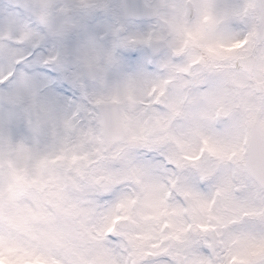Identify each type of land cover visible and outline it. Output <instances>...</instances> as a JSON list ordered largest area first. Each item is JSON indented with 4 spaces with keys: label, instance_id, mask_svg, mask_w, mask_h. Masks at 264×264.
I'll list each match as a JSON object with an SVG mask.
<instances>
[{
    "label": "rangeland",
    "instance_id": "374dc122",
    "mask_svg": "<svg viewBox=\"0 0 264 264\" xmlns=\"http://www.w3.org/2000/svg\"><path fill=\"white\" fill-rule=\"evenodd\" d=\"M184 1L147 0L159 12L156 19L146 20L156 28L155 32L150 33L149 40L152 42L165 39L168 43V47L158 53L159 59L155 63L159 68L167 69L169 75L161 78L156 73L151 74L158 81L156 92L159 95L163 93L164 97H156L165 108V111L157 112L139 107L144 103L143 91L139 85L149 74L143 69L132 74L120 73L115 53L117 49L126 47L138 34L128 31L134 20L120 19L119 23L125 25L122 32L115 36L111 26L112 18L105 17L112 13L113 8L119 14V2L104 5V0H62L49 7H42L37 0H0V36L15 32L22 39L31 37L33 43L38 42L43 37L36 28L30 27L31 21L35 20V24L43 27L45 31L47 29V35L62 47H68L71 53V68L67 79L72 87L65 86L62 90L50 92L52 99L62 101L65 111H53L41 118L33 117L30 139L10 138L3 126L5 112L0 106V185L11 193L0 203V220L15 226L6 214L9 205L17 208L18 219H22L25 213L41 216L44 227L36 234L48 245L62 252L65 264H112L107 253L98 252L93 246L96 237L92 235L88 222L94 209L86 199L91 185L81 173V166H90V174H95V184L96 179L102 176L97 185L103 191L130 178V173L126 168L117 173L105 172L104 167L93 163V160L120 159L127 157L134 148L159 147L169 142L176 146L169 149L170 160L178 162L181 154L186 159H194V152L186 151V145L195 142L197 137L208 136L217 125L220 115L227 118V123L217 135L231 147L223 154H217L209 146L208 150L216 159L201 166V174L211 175L218 172V181L237 189L241 193L240 200L255 207H264V189L245 172L240 145L247 124L256 123L264 137V119H261V114L264 113V39L256 40V36L250 31V42L240 49H233L234 52L239 50V55L221 65L190 51L194 49L191 41L197 37L195 33L189 36L186 32L189 26L198 24L209 9H214L218 17H232L240 23L242 21L238 16L241 13L243 19L248 20V24L254 28L255 2L192 0L197 14L188 19L184 15ZM97 16L104 18L103 31L108 38L107 42L88 31L89 22ZM184 40L189 41L188 46L183 43ZM184 54L187 59L183 63L173 62V56ZM20 55L21 50L0 41V67L10 66L11 60ZM237 59H253V71L247 73L237 66ZM197 63H203V70H192V66ZM85 65L100 68L99 75L85 79L82 71ZM204 72L220 73L222 80L214 88L202 90L200 86L206 83ZM48 83H51L50 77L44 79L41 87H46ZM130 85H136L135 95L128 91ZM77 88L85 98L90 97L94 105L96 101H118L125 123L126 140H134L136 144L123 141L106 144L100 134L99 116L95 131L80 127V121L75 118V114L66 111L71 105L79 103L80 97L75 92ZM16 102L0 88V105ZM69 170L74 174L69 175ZM9 176L15 180V187L23 185L24 177L30 176L28 183L41 189L42 199L33 200L29 196L27 201L16 203L21 197L9 183ZM179 191L186 199L192 198V210L168 205L166 195L161 196L157 191H149L139 204L142 208L153 209L154 215L149 218L156 220L161 215L182 216L188 211L194 217H198L200 212H206L210 218H214L211 203L202 204L198 195L190 188H181ZM135 204L138 201L127 200L120 207L130 209ZM228 210L229 204L226 202L224 211ZM126 218L131 219L130 216ZM117 219L120 217H113L111 227L115 226L113 222ZM136 223L133 220V224ZM200 227L206 230L208 225L200 224ZM169 228L171 231L167 235L161 227L153 230L156 235L142 234L135 237V240L139 242L150 238L154 241L152 248L161 251L164 250L161 245L166 241L180 240L188 230L183 219L179 223L169 224ZM131 242L133 243L132 236ZM134 247L136 250L131 254L132 264L148 254L139 243L134 244ZM155 252L157 251H153ZM52 264H59V261L53 259ZM186 264L209 262L193 256L187 259ZM233 264H237V261L234 260Z\"/></svg>",
    "mask_w": 264,
    "mask_h": 264
},
{
    "label": "snow or ice",
    "instance_id": "6c2138e0",
    "mask_svg": "<svg viewBox=\"0 0 264 264\" xmlns=\"http://www.w3.org/2000/svg\"><path fill=\"white\" fill-rule=\"evenodd\" d=\"M23 15L21 12V16ZM103 25L104 18L97 16L89 22L88 31L107 42ZM30 27L36 28L43 38L33 43L31 37L22 39L15 32L0 36V41L21 50V55L13 58L10 66L0 67V88L17 101L0 105L5 112L3 126L13 140L31 138L33 117L41 118L53 111H65L62 101L52 99L50 92L62 90L65 86L72 87L67 79L71 68L70 49L62 47L47 35L43 27L34 22ZM128 31L137 33L138 36H134L126 47L117 49L115 53L120 73L132 74L141 69L148 73L139 85L144 101L139 107L149 111H165L164 105L151 95L158 83L151 74L155 73V61L159 59V55L153 54L149 36L156 28L149 21L134 20ZM250 31L246 25L232 17H218L214 9H209L198 24L186 29L189 36L195 33L197 37L191 41V47L203 50L207 53L206 57L214 62L232 60L236 55L229 53H234L233 49H240L250 42ZM183 43L188 44L189 41L184 40ZM178 57L173 56L174 63ZM46 77L51 78V83L41 87ZM128 91L135 95L136 85H130ZM75 92L80 97L79 103L67 108V113L75 114L80 127L95 131L99 108L91 103L90 97L85 98L78 88ZM206 141L208 145L211 143L217 154H223L231 147L218 135L206 136L205 146ZM259 146V142L255 140L250 144L244 143L245 150ZM185 150L199 155H195L194 159H186L181 154L178 162H173L169 159V149L166 146H144L134 148L127 157L120 159L93 160L98 166L102 165L105 172L117 173L126 168L130 173V178L103 191L95 184V174H90V166H81V173L91 185L86 199L94 209L88 222L92 235L96 237L93 246L98 252L107 253L112 264H132L134 245L131 233L121 225L111 227L113 217L119 215L118 206L127 200H136L139 204L149 191H157L161 196L166 195L168 205L186 210L185 196L179 189L190 188L198 195L202 204L213 205L216 221L214 230L192 233L191 227L194 223H199V217L189 219L185 215L183 223L188 230L182 239L166 241L161 245L164 250L155 253L150 251L138 259L136 264H186L187 259L193 256L206 259L209 264H233L234 260L237 264H264V207H255L240 200L241 193L237 189L218 181V172L201 174V166L216 159L211 151V157L206 161L203 149L196 141L186 145ZM188 161L198 162L190 165ZM73 174L69 170V175ZM226 202L229 204L228 211H224ZM162 228H169V223L165 222ZM50 251L48 244L37 234L31 237L17 234L11 225L0 220V256L28 254L44 258ZM54 259L59 264H65L63 257ZM9 264L17 262L9 260Z\"/></svg>",
    "mask_w": 264,
    "mask_h": 264
},
{
    "label": "clouds",
    "instance_id": "9594fccd",
    "mask_svg": "<svg viewBox=\"0 0 264 264\" xmlns=\"http://www.w3.org/2000/svg\"><path fill=\"white\" fill-rule=\"evenodd\" d=\"M190 51H194L197 55H200V56H205V57L207 56V53H205L201 49H193ZM233 54L239 55V50H237L234 53H229V55H233ZM186 59H187L186 54L181 55L177 58L176 63H183ZM217 63L223 65V64H226L227 62L218 61ZM203 67H204L203 63H197L192 66V70L193 71L203 70ZM155 73L158 74L159 77L161 78H166L169 75V72L167 69H161L157 66V64H156ZM203 76H204L206 83L204 85H201L200 87L201 89L203 88V90L205 91H207L208 89L214 88L222 80V75L220 73L210 74V73L204 72ZM151 95L153 99H156L159 93L154 91L152 92ZM161 99H164V97H161ZM217 111H219V109H217ZM261 119H264V113L261 114ZM226 123H227V118L224 117L223 115H220L218 117V123H217V125H219V128L217 127V125H215L213 127V130L209 132L208 136H215L217 135V133L222 132ZM195 141L203 149V155L205 157V160L206 161L209 160V158L211 157V153L209 152L208 147L211 146V143H209L208 146H205L204 137H197ZM160 146H166L167 149L176 147L171 142L164 144V145H160ZM193 155L198 156L199 153H193ZM197 162L198 161H188L190 165H193ZM36 166L37 167L39 166L38 161L36 162ZM30 171H32V169H30ZM24 180H25V183L23 185L19 187H15V180L12 179L10 176L8 177L9 183L15 187V191L21 197L20 200L16 201V203L27 201L29 196L33 200L42 199L41 189L37 185L28 183V181L30 180V176H25ZM10 195L11 193L8 190H6L3 186H0V203H3ZM185 203L187 205L188 210L193 209L194 201L192 200L191 197H189L188 199L185 198ZM117 211L119 213L118 216L120 217V219L115 220L114 223L116 225H121V226L126 227L131 233V236L133 237V245L139 243L140 245L143 246L144 250L147 253L150 251L158 252L157 249L152 248L154 241L150 238H146L143 241L137 242L135 240V237L140 236L142 234L146 236L147 235L154 236L156 235V232L153 230L160 229L165 222H168L169 224H175V223H179L180 220L183 219L185 215H187L189 219L193 217L191 214V211H188L184 213L182 216L179 214L177 215L169 214L166 216L161 215L158 220L151 219L149 217L154 215V210L151 208H142L140 204H135L130 209H121V207L118 206ZM6 214L9 217V219L12 221L13 225H15L12 227H13L14 232H16L17 234L22 233L26 236L31 237L32 235L36 234L41 228L44 227V220L39 215L33 216L31 214L25 213L22 219H18V215H19L18 210L12 205L8 206L6 210ZM126 216H130L131 219L126 218ZM198 217H199V223L198 224L194 223L192 225L191 227L192 233L203 232V231L212 232L214 230V226L216 223L214 218H210L206 212H200ZM133 220H135L137 223L133 224ZM200 224H207L208 225L207 230H205L204 228H201ZM170 231H171L170 228L163 229V232L165 233H169ZM48 247L51 250L50 254L44 258L37 257L35 255H28V254H18L17 256L9 257L8 254H5L3 256H0V264H9V260H15L17 264H52L54 257H63V254L59 249L51 245H48ZM135 250L136 249L134 247L133 252Z\"/></svg>",
    "mask_w": 264,
    "mask_h": 264
},
{
    "label": "water",
    "instance_id": "95a60500",
    "mask_svg": "<svg viewBox=\"0 0 264 264\" xmlns=\"http://www.w3.org/2000/svg\"><path fill=\"white\" fill-rule=\"evenodd\" d=\"M57 0H40L43 5H50ZM122 1V11L123 15L130 17H151L154 16L153 11L142 4V0H121ZM261 18H260V38L264 37V0H259ZM188 16L193 15V9L187 11ZM166 43L155 42L152 47L157 51L159 48H164ZM85 75L89 76L91 74L96 75L98 70L91 71L89 68L85 67ZM101 114L103 117V128L105 140L108 143H112L117 140H121L125 137V130L123 127V121L121 114L116 102L111 104L103 105L101 109ZM258 141L260 148H264V140L260 138L256 129L252 133V141ZM131 144H136V142H131ZM258 147V148H259ZM258 148H256L258 150ZM253 149L251 148V154ZM248 170L252 175L264 186V159H257V157H250L248 160Z\"/></svg>",
    "mask_w": 264,
    "mask_h": 264
}]
</instances>
